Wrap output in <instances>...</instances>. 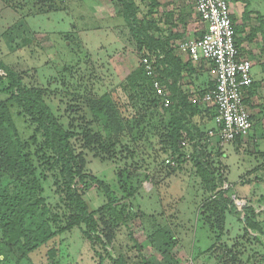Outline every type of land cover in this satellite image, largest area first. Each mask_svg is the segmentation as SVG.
<instances>
[{
	"label": "rangeland",
	"instance_id": "1",
	"mask_svg": "<svg viewBox=\"0 0 264 264\" xmlns=\"http://www.w3.org/2000/svg\"><path fill=\"white\" fill-rule=\"evenodd\" d=\"M245 3L248 10H256L264 16V0H247ZM0 4V60L22 80V88L43 90V98L54 116L65 117L63 121L68 124H72L68 109L77 105L84 110L88 100L106 94H110L121 112L128 116L132 101L126 81L140 68L142 60L129 22L123 17L128 0H0ZM143 5L146 7L149 3ZM138 13L142 20L148 11L141 13L142 18ZM245 20L242 14L235 21L237 39L243 43L248 42L246 38L250 33V24ZM192 24L187 37L197 38L192 30L200 24L198 20ZM262 29L264 33V27ZM263 33L257 34L251 42L259 57L264 52ZM261 60L264 62V56ZM208 74L204 76L205 80L211 78ZM0 75L4 76V73L0 72ZM8 87V80L0 78V102L10 97ZM135 97L142 100L137 91L132 93V98ZM19 110L14 105L10 108L25 143L33 135L35 126L30 119L20 118ZM148 111L146 118H137L142 123L137 135L122 132L112 149L113 156L84 154L86 167L81 174L107 184L117 195L120 206H129L131 218L126 224L119 225L113 245H93L86 239L83 225L64 232L31 253L14 245L7 248L6 240L0 234V248H3L0 250V264H115L112 259H118L120 255L128 264H140L143 256H154L158 261L160 256L150 248L148 241V235L155 227L169 228L175 233L178 245L172 254L181 264H225L226 259L219 261L214 252L221 253L230 248L241 253L236 264H258L254 254H264V140L252 146L243 142L240 149L234 143L221 147L216 140L203 141L201 146L211 171H222V166L227 167V172L223 170L224 174L227 173V183L222 189L228 192L237 211L227 215L224 226L216 216L205 226L198 221V214L209 194L194 168L193 146L188 143L184 147L187 162L175 173H170L171 170L164 166L170 157L164 140L171 114ZM212 111L203 105L191 117L194 124H199L205 138H209L212 124L207 119L197 122L196 118H211ZM90 130L94 131L92 135L103 131L99 124H93ZM29 144V150L35 153V146ZM33 161L46 205L54 215L67 216L64 188L67 179L57 167L50 171L47 167H38V164H44L39 159L33 158ZM121 172H124L122 178ZM138 176H150V179L144 181L141 188L136 182L135 189L139 188V191L134 198L127 200L125 191L131 190L127 177L136 180ZM244 180L246 184H243ZM78 181L73 183V188L83 191L90 211L101 210L107 202L104 193L92 184L85 192ZM245 208L254 209L258 215L255 222L259 223L263 234L247 230L243 220L247 215L251 216V212H245ZM95 218L101 219L99 215ZM61 221L60 226H65L63 218ZM222 229L224 236L216 240ZM257 236H260V242L256 240ZM136 244L144 250L135 248ZM209 250L213 254H208ZM51 251L56 253L54 258L50 256ZM228 264L233 263L228 261Z\"/></svg>",
	"mask_w": 264,
	"mask_h": 264
},
{
	"label": "trees",
	"instance_id": "2",
	"mask_svg": "<svg viewBox=\"0 0 264 264\" xmlns=\"http://www.w3.org/2000/svg\"><path fill=\"white\" fill-rule=\"evenodd\" d=\"M145 1L148 0H141L142 3H145ZM124 6L125 15L123 17L129 22L131 33L141 53V59L147 57L153 62L156 80L165 89L166 93L170 94V105L168 107L157 96L153 79L147 75L144 66L140 64V68L133 72L126 81L129 86V92L127 91V93L130 94V100L132 101L128 116L121 112L118 103L112 96L106 94L99 99L88 100L84 110L83 107L77 105L68 109L72 114V124H68L63 121L65 117L54 116L43 98V90L22 88V80L0 60V72L4 73V76L0 75V78L8 80L9 87L7 91L10 93L7 100L0 102V234L3 240H6L7 248L14 245L31 253L51 239L82 225L86 228L84 232L86 239L93 245L99 243L104 247L112 246L119 225L126 224L131 218L129 216V206H120L121 202H119L117 195L113 193L107 184L92 176L81 174V171L86 167L84 154L88 152L93 153L96 157L113 156L112 149L118 143L120 135H123L124 131L131 136L137 135L136 131L142 129V123H139L137 118H146L150 109L160 115L171 114L164 144L166 152L170 156L169 159L175 162V166L163 164L171 170L170 173H175L184 162H187L186 154L183 153L186 146L183 143H189L193 146V158H195L196 163L194 168L197 169L196 173L201 178V184L205 192L209 194L207 202L201 208V213L198 214V221L206 226L208 223L211 224L216 216V219H219L220 224L224 226L227 215L237 212L234 201L229 198L228 192L222 189L224 184L227 183V173L224 174L223 172V170L227 172V167L222 166V171H211L206 162L204 148L201 146L203 141L209 143L210 139L201 134V130L191 118L203 106V104L195 102V98L213 89L215 83L209 81L205 85L206 89L202 88L191 95L181 90V84L185 78L192 79L196 77L199 73L198 68H195L191 60L183 62L180 56L175 55V49L171 45V41L175 36L171 33L168 37L164 36L162 30L157 27L156 22L148 19L147 16L152 14L156 6L153 4L154 7L151 8L143 20H140L137 16L140 10L136 6V0H128V4ZM250 15L251 12L246 10L243 18L248 20ZM259 19L264 22V16H259ZM232 20L234 23L233 18ZM263 27L264 24L261 25V29ZM234 29L238 46V32L235 24ZM251 31V36L247 37L248 40L255 39V36L261 30L251 28ZM152 32L153 34H151ZM154 33L158 35H154ZM25 43L27 41L22 45L25 46ZM12 49L16 50V47H12ZM253 86L252 84L250 95ZM136 91L142 96L141 101L137 97L132 98V93ZM249 99L246 102L247 104ZM13 105L20 109L18 114L20 118L30 119L32 125L35 126L33 135L25 143L21 139L20 132L10 112ZM215 116L216 111L213 109L211 118L208 121H215ZM93 124H99L103 131L92 135L94 131L90 130V127ZM215 129L213 128V130ZM213 130H209V132ZM29 142L35 146V153L29 150ZM238 142H241V140L234 143ZM48 152L52 156H49ZM33 158H37L44 163L38 164V167H47L50 171L57 167L63 178L67 179L64 186L67 216L54 215L46 205L45 200L42 198L43 188L37 179V167ZM123 173H120V178H122ZM148 178L150 179V176H138L136 180L127 177L128 184L131 186V190L125 191L127 200H131L137 195L141 184L147 181ZM76 180H79L78 184L82 185L84 190L86 189L85 192L92 184L98 186L104 193L107 202L101 210L98 212L90 211L87 202L83 198V191L73 188V183ZM136 182L140 184L138 189H135L138 186ZM244 210L245 212H251V216L247 215L243 220L247 230L250 233L263 234L259 223L255 222L258 215L254 209L245 208ZM96 215H99L101 219L97 220ZM137 216L138 214L134 217ZM62 218L65 226H60ZM50 223H53L55 227ZM54 229L55 231H53ZM151 231L148 235L149 246L160 256V261H157V257L156 259L153 258L154 256H143L141 263L181 264L172 254L173 249L178 245L175 233L169 228L156 229L155 227ZM220 231L222 232L219 233L216 240H220L225 234L223 229ZM256 240L260 242V236H257ZM223 247H225V244H223ZM135 248L144 250L138 244ZM212 252V250H209L208 254ZM239 253H235L233 248L224 249V252L221 253L214 252L219 261L226 259L227 263L224 262L225 264H228V261L236 264ZM55 254L51 251V258H54ZM254 257L256 263L264 264V254H254ZM112 260L115 264H128L122 255L118 259Z\"/></svg>",
	"mask_w": 264,
	"mask_h": 264
},
{
	"label": "built area",
	"instance_id": "3",
	"mask_svg": "<svg viewBox=\"0 0 264 264\" xmlns=\"http://www.w3.org/2000/svg\"><path fill=\"white\" fill-rule=\"evenodd\" d=\"M196 14L202 24V35L187 38L176 46V51L188 56L193 63L211 64L215 87L195 98V102L215 109V130L209 139L221 147L244 141L252 131V113L246 103L253 84V63L236 44V33L228 0H193ZM147 75L153 79L157 96L164 105H170L169 95L156 80L153 62L141 60ZM213 66V67H212ZM186 146V143H183ZM166 165L175 166L172 159Z\"/></svg>",
	"mask_w": 264,
	"mask_h": 264
},
{
	"label": "crops",
	"instance_id": "4",
	"mask_svg": "<svg viewBox=\"0 0 264 264\" xmlns=\"http://www.w3.org/2000/svg\"><path fill=\"white\" fill-rule=\"evenodd\" d=\"M231 6L232 11V18L234 19V24L236 25L239 17L247 11L251 12V15L248 20H245L249 22L250 25V33L249 36H251V28H255L256 30H261L262 33L263 29H257V27L264 24L263 20L259 19V16H262L258 13L256 10H248V6L246 5L247 0H228ZM149 3L148 6H144L141 0H136V6L139 8L138 15H141L142 12L144 14L149 12L152 7H154L152 14L148 17L149 20H153L156 22L157 27L162 30V33L164 36L168 37L171 33L175 38L171 41L172 48L175 49V55L180 56V58L183 60V62H187L191 60L188 56L181 55L176 51V46L178 43L182 42L183 40L187 39L189 32H190V26H192L195 22V20H198V23L200 26L198 28H194L192 31L193 34L200 36L202 35V24L201 21L198 19V16L196 14L195 5L193 0H148L145 1ZM154 4V6H153ZM1 5V4H0ZM146 11V12H145ZM144 17V16H143ZM142 18V15H141ZM140 19V18H139ZM257 19V20H255ZM143 20V19H142ZM194 21V22H192ZM245 28H247L245 26ZM258 32L257 34L261 35V33ZM153 34V32L151 33ZM154 35H158L155 34ZM239 40V39H237ZM248 42H241L239 41V49L243 53L245 57L250 59L253 63L252 68V79H253V90H251V95L249 99V107L252 113V131L250 133V136L245 139L244 141L234 143L233 145L240 149L244 145V143H251V146L254 144H257L259 140H264V62L261 60L264 56V52L260 53V57L256 56V52L253 50V43L252 40H255L254 38L251 40H248ZM260 59V60H259ZM259 60V62L257 61ZM195 68H198V74L196 77L185 78L184 82L181 84V90H183L185 93H189L190 95L193 93L198 92L202 88H205V85L210 81L214 82V74L213 69L211 70V64H207L204 62L201 63H193ZM213 67V66H212ZM207 72L209 73L211 78H204V76L207 75ZM204 79V81H203ZM206 89V88H205ZM200 117H202L201 114H199ZM197 122L200 121L203 122L209 118H196ZM209 122V121H208ZM212 124L211 128H215V121L213 120L210 122ZM197 126L199 124H196ZM199 127V126H198ZM213 130V129H211ZM244 142V143H243ZM264 154V153H263ZM245 179V178H243ZM242 180V179H241ZM248 181V179H247ZM243 184H246V180H244ZM241 183V185H243ZM252 200V199H251ZM246 203H249V200L246 201Z\"/></svg>",
	"mask_w": 264,
	"mask_h": 264
}]
</instances>
